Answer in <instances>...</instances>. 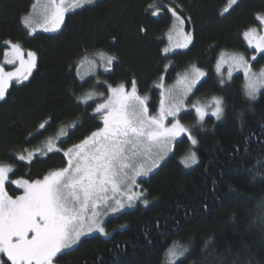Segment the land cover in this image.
I'll list each match as a JSON object with an SVG mask.
<instances>
[{"label": "trees", "instance_id": "16d2710c", "mask_svg": "<svg viewBox=\"0 0 264 264\" xmlns=\"http://www.w3.org/2000/svg\"><path fill=\"white\" fill-rule=\"evenodd\" d=\"M178 2L184 6L186 21L190 18L185 27L193 33V44L171 54L173 68L166 76V83L174 81L177 73L190 65H197L207 76L194 89L191 99L222 97L224 117L218 121L209 116L203 128L196 126L195 134L200 140L197 165L186 169L179 164L189 147L185 137V142L174 146V155L171 153L155 173L141 180L142 189L149 193V207L139 204L108 218L106 230L110 236L83 238L59 264H85V261L87 264H161L164 249L173 241L189 240L192 252L184 264H248L249 261L264 264V228L251 215L256 202L264 198V179L259 175L253 179L249 174L256 158L264 153V89L256 100H248L241 74L221 84L213 70L221 52L247 49L242 32L252 26L259 28L255 16L264 12V0H239L235 10L223 16L221 12L227 0ZM32 3L33 0H0V62L5 39L20 42L25 51H35L39 57L38 71L31 83L26 87L14 86L7 101H0V162L14 165L11 179L42 177L66 163L60 153L49 154L51 158L38 156L29 165L12 155L20 148L40 146L60 127L79 121L81 126L62 145L67 148L99 124L90 118L91 109L85 113L69 91L74 82L76 95L93 88L92 77L85 79L88 82L80 87L75 70H68L69 63L85 49L115 54L118 63L114 72L104 74L102 79L115 85L130 81L135 74L140 93L151 97L153 112L158 105L159 90L153 89L152 84L168 63L161 50L166 45L164 34L172 17L166 10L159 17L146 16L144 8L151 0H97L89 6L90 11L69 13L61 32H36L29 36L20 24V16L30 11ZM138 25L147 27L146 37L138 33ZM251 52L248 50L246 54ZM262 65L264 59L258 57L254 67ZM49 115L54 120L52 126L29 143L26 137L33 126ZM181 115L182 123L195 124L194 112ZM213 180L217 182L215 185ZM8 191L13 196L20 192L14 185H9ZM157 222L169 236L163 247L149 244L145 237V232L151 231L149 238L155 240ZM209 237L214 242L204 249V241Z\"/></svg>", "mask_w": 264, "mask_h": 264}, {"label": "snow or ice", "instance_id": "6c2138e0", "mask_svg": "<svg viewBox=\"0 0 264 264\" xmlns=\"http://www.w3.org/2000/svg\"><path fill=\"white\" fill-rule=\"evenodd\" d=\"M95 4L96 0H36L31 10L20 16V24L29 36L37 30L59 33L62 26H66L69 13L90 11L89 6ZM238 5L239 0H228L221 16ZM164 10L171 14L172 24L167 33L168 44L161 50L168 63L152 84L153 89L159 90L155 112L151 111L150 95L140 93L135 74L130 81L115 85L102 79L104 74L114 72L118 63L115 54L85 49L69 63L68 70H75L80 87L88 82L85 76H91L93 88L76 95L74 82L69 91L85 113L91 109L90 118L99 121L95 130L78 143L64 148L62 145L67 144L76 128L81 126L74 120L47 137L42 145L31 149L22 147L12 154L15 160L31 165L38 156L51 158L49 154L62 153L66 163L42 177L32 179L29 175L11 179L14 165L0 162V264H59L65 255L70 254L68 250L81 243L82 237L93 233L110 236L105 217L134 208L138 203L149 207V193L141 188L137 178L146 177L159 168L169 153L174 155V146L185 142V137L189 147L180 157L179 164L188 169L199 163L200 140L195 128H203L209 116L221 120L225 114V101L215 95L207 100L191 99L195 95L194 89L207 76V72L195 64L177 73L175 85L166 84V76L173 68L171 54L177 49H188L193 44V33L185 28L191 21L184 18V6L178 0H168L167 3L151 0L144 13L159 17ZM255 20L259 22V28L252 26L242 32L247 49L221 52L215 65L221 84L224 83L222 69L225 65L229 78L234 69L243 72L244 95L248 100H256L264 88V67L253 70V62L258 57L264 59V12L257 13ZM137 31L142 38L148 34L144 25H138ZM112 40L115 43L116 37L113 36ZM2 45L0 101L6 102L11 88L26 87L35 78L39 57L35 51H25L20 42L5 39ZM253 49L249 59L246 52ZM85 67L87 73L81 71ZM183 112H194L195 124L182 123ZM53 123V117L49 115L33 126L26 140L30 143L31 139L43 135ZM249 174L253 179L256 175L264 179V153L256 158ZM216 183L213 180V185ZM9 185L20 190L19 194L10 195ZM229 190L234 191L231 187ZM251 215L254 222L264 228V198L256 202ZM155 227V240L149 238L151 231H146L145 237L149 244L163 247L169 236L161 231L159 222ZM179 227L177 222V229ZM213 242L212 237L205 240L204 249ZM191 244V240L187 243L173 241L164 249L161 264H184L192 252Z\"/></svg>", "mask_w": 264, "mask_h": 264}, {"label": "rangeland", "instance_id": "374dc122", "mask_svg": "<svg viewBox=\"0 0 264 264\" xmlns=\"http://www.w3.org/2000/svg\"><path fill=\"white\" fill-rule=\"evenodd\" d=\"M97 1V0H96ZM36 2V0H33V3H35ZM32 3V4H33ZM227 3H228V0H227ZM227 5V4H226ZM31 10V9H30ZM171 24H172V21H171V23H170V26H171ZM170 26L168 27V29L166 30V32H165V34H164V38H165V40H166V45L168 44V39H167V33H168V31H169V28H170ZM186 28V27H185ZM37 32H42V33H45V32H43V31H41V30H37ZM192 32V31H191ZM51 34V33H50ZM246 43V42H245ZM165 45V46H166ZM247 45V44H246ZM164 46V47H165ZM180 50H185V49H177L176 51H180ZM253 51H254V49H253ZM223 52H228V53H231V52H236V51H223ZM251 54H252V52L250 53V54H246L247 55V57L250 59V57H251ZM3 60V59H2ZM2 60H1V62H2ZM255 62H253V64H254ZM216 65V64H215ZM10 67L11 66H6V68H9L10 69ZM261 67H264V65H262V66H260V67H258V68H256V67H254V71H259V69L261 68ZM214 72H215V74L221 79V77L217 74V72H216V69H215V66H214ZM82 72H84V73H87V67H85L84 69H82L81 70ZM222 71H223V73H224V75H223V80L225 81L226 79H229V77H228V75H227V71H228V68H227V65H225L224 66V68L222 69ZM235 74H241L242 75V77H243V81H244V87H245V77H244V74H243V72L242 71H237V70H233V72H232V76L233 75H235ZM89 77H91V76H85V79H87V78H89ZM176 79H177V77L175 78V80L174 81H172V82H170V83H166L168 86H173V85H175V82H176ZM262 89H264V88H262ZM261 89V90H262ZM260 90V91H261ZM184 113V112H183ZM182 114V113H181ZM61 128V127H60ZM171 153H169V155H170ZM165 161V160H164ZM164 161H161V164H160V167H161V165L163 164V162ZM159 167V168H160ZM159 168H157V169H155L152 173H149V175L148 176H146V177H138L137 179H138V182L140 183V185H141V188H142V184H141V180H144V179H146V178H148L151 174H153V173H155ZM137 205H139V203L137 204ZM140 205H142V204H140ZM143 206V205H142ZM135 208V207H134ZM134 208H130V209H125L123 212H125V211H128V210H132V209H134ZM122 213V212H121ZM118 214H120V213H116V214H110L109 216H107V217H105V220H107L108 218H111V217H115L116 215H118ZM92 235H99L98 233H93ZM92 235H90V236H92ZM86 237H89V236H85V237H82L81 238V240L83 239V238H86ZM75 247V246H74Z\"/></svg>", "mask_w": 264, "mask_h": 264}]
</instances>
